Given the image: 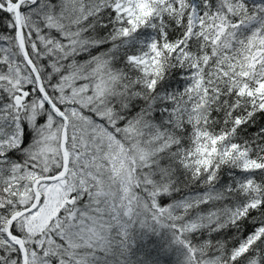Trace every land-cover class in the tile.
Masks as SVG:
<instances>
[{
    "label": "snow or ice",
    "instance_id": "obj_1",
    "mask_svg": "<svg viewBox=\"0 0 264 264\" xmlns=\"http://www.w3.org/2000/svg\"><path fill=\"white\" fill-rule=\"evenodd\" d=\"M0 264H264V0H0Z\"/></svg>",
    "mask_w": 264,
    "mask_h": 264
}]
</instances>
